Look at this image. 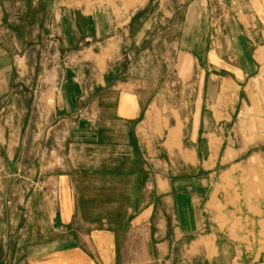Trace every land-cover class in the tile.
<instances>
[{"label":"crops","instance_id":"1","mask_svg":"<svg viewBox=\"0 0 264 264\" xmlns=\"http://www.w3.org/2000/svg\"><path fill=\"white\" fill-rule=\"evenodd\" d=\"M38 1L0 0V170L7 173L2 188L10 174L14 183V196L0 197V243L6 241L0 264H264V251L245 238L242 204L229 202L220 181L234 158L227 155L232 147L224 144L222 121L232 109L218 103L217 95L231 91H223V85L215 91L209 73L201 91L204 103L172 104L174 110L189 109L183 118L164 112L169 107L164 95L170 92L165 79L179 78L183 92L196 95L191 85L200 77L196 62L226 63L229 70L237 60V48L231 59L227 51L224 56L222 42L219 53L208 46L223 36L227 49L244 45L241 11L210 31L206 0H186L183 11L173 1V23L175 15L183 12V18L170 43L175 50L171 74L164 58L150 52L151 15L164 0H126L127 10L120 0L59 7L65 49L90 41L83 51L98 53L95 47L104 35L115 49L110 47L105 62L90 57L88 77L84 63L61 70L50 109L65 129L54 134L59 147L46 149L38 168L37 154L25 144L36 140L27 132L31 123H40L28 118L24 95L32 87L21 83L34 71L30 50L37 55V26L47 15L46 3L41 11ZM125 13L126 27H121ZM121 46L124 54L113 55ZM221 78L240 81L238 73L237 81L228 74ZM83 107L90 110L87 117L69 119ZM51 126L43 128L44 141ZM6 163L13 169L6 170ZM17 178L27 185L17 186Z\"/></svg>","mask_w":264,"mask_h":264},{"label":"rangeland","instance_id":"2","mask_svg":"<svg viewBox=\"0 0 264 264\" xmlns=\"http://www.w3.org/2000/svg\"><path fill=\"white\" fill-rule=\"evenodd\" d=\"M85 0H39L38 3L42 5L41 11L47 9V15L44 17L42 24L37 26V55L30 50V63L34 67V71L25 73L26 77L21 80L23 87L30 86L31 92L24 95V102H27L28 118L36 120L40 124L31 123V126L27 129L28 133H31V137H36V140L32 143L27 141L25 149L31 150L32 153L37 154L38 168L41 160L45 157V150L48 153L54 147H59L60 142L54 138L55 133H64L65 127L60 125V118L54 117L53 108L54 94L52 88L59 86L60 84V73L64 71L66 67L74 66L75 64H83L87 71L86 77L90 76L89 71H93L90 62L92 55L96 56L99 62H105L110 52V47L115 49L114 44H109V35H104L100 38L99 43L95 47L94 52L85 53L83 46H87L86 43L90 41H83V44L75 47L64 48L61 43V35L59 33V7L71 8V7H83ZM91 4L92 1L99 0H87ZM176 1L177 5L183 8L186 0H164L160 10L157 13L151 15L154 19V24L151 26L150 38L152 37L154 45L150 46V52L156 57L164 58L162 63L166 69H169L171 73L173 60L175 58L174 46L170 43L173 41V37L178 36L179 22L183 18V12L175 15L176 21L173 23V15L169 14L172 11V2ZM124 4L125 10H127L126 0H120ZM207 2V18L210 24V31L222 27L223 23L228 17V21H232L233 15L236 16V10L239 11V19L245 23V38L243 46H230L227 49V39L225 36L219 41H215L212 46L208 48H217L218 53L221 51L220 47H217L219 42H222L225 54L226 51L233 59V54H236V48L241 52L237 53V60L230 62L229 70L225 69L226 63H210L206 60L198 61L195 64V71L199 73V79L191 81V85H196L199 94H187L184 91V85L179 78L168 77L165 79L169 80L168 87L170 92L164 95V100L169 107L164 109L165 114H181L182 118L187 116L189 109H173L172 104L176 106L184 107V100L204 103V94H201L204 89L208 74L213 75L210 79L212 85H214L215 91H219L221 85H223V91H231V93H218V103L229 106V115L222 116V121H226L223 126L224 131L228 139L224 144L228 147L227 155L233 157V161L226 164L224 167L225 171L220 176V181L223 183L222 187H227L229 202L233 203L234 206L237 203L242 204L238 207L239 213L244 215L245 222V238L249 244H255L258 246L260 251H264V222L261 219L264 218V0H206ZM158 5V4H157ZM44 6V7H43ZM120 6V3L117 4ZM239 7V8H238ZM247 12V13H243ZM257 11L256 16L253 15V11ZM183 11V9H182ZM126 13L120 16L119 22L121 27H126ZM38 20L40 18L38 16ZM250 30V32L248 31ZM239 30H242L240 27ZM123 32V30H120ZM226 35L227 32L222 30ZM231 32V30H230ZM216 33V31L214 32ZM213 33V34H214ZM221 32L219 35L221 37ZM251 33V34H250ZM212 34V35H213ZM223 34V35H224ZM129 35V34H127ZM215 35V34H214ZM251 35V37H250ZM122 40L124 42V33H122ZM254 37V41H252ZM213 41V39H212ZM211 41V42H212ZM85 42V43H84ZM122 42V43H123ZM239 41V45H240ZM123 46L120 47L121 51H112L113 55L124 54ZM151 53L148 55L151 56ZM36 57V59H35ZM236 73H238L240 81L236 79ZM172 74V73H171ZM229 75L230 80H236V84H231L225 80L222 82L220 79L222 75ZM30 77V78H29ZM232 78V79H231ZM149 81L154 78H148ZM173 82V83H171ZM175 89V94H172L171 89ZM181 89L182 92H179ZM228 111V110H225ZM90 112L87 107H83L75 110L69 119H76L79 117H87ZM221 117V115L218 114ZM53 119V121H52ZM227 119V120H225ZM63 123V122H61ZM52 126L51 135L47 141H44V134L46 133V125ZM30 125V122H29ZM28 125V126H29ZM32 128V129H31ZM31 138V139H32ZM4 148V144L1 143L0 150ZM28 155V154H27ZM48 159V158H47ZM28 162V157L24 158ZM46 160V159H45ZM13 165L6 163V170L13 169ZM42 165L40 169H44ZM7 176L2 169L0 170V197H12L13 192V174H10L9 185L5 183L4 177ZM19 176V175H17ZM3 180V181H2ZM20 178L16 179L15 184L26 186L24 182L19 181ZM36 183H32L34 185ZM37 185V184H36ZM18 196V192H17ZM0 209L2 212V206L0 203ZM8 209H12V206H8ZM0 212V217L2 213ZM250 217H254V220H249ZM261 218V219H260ZM248 221V222H247ZM250 230V232H248ZM6 242V241H5ZM5 242H1L0 246L5 245ZM4 259L3 254H0V260Z\"/></svg>","mask_w":264,"mask_h":264}]
</instances>
